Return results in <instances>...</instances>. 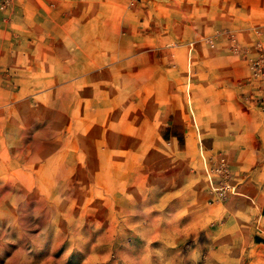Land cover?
<instances>
[{
    "label": "rangeland",
    "instance_id": "rangeland-1",
    "mask_svg": "<svg viewBox=\"0 0 264 264\" xmlns=\"http://www.w3.org/2000/svg\"><path fill=\"white\" fill-rule=\"evenodd\" d=\"M178 12L0 6V264H264V30Z\"/></svg>",
    "mask_w": 264,
    "mask_h": 264
},
{
    "label": "crops",
    "instance_id": "crops-1",
    "mask_svg": "<svg viewBox=\"0 0 264 264\" xmlns=\"http://www.w3.org/2000/svg\"><path fill=\"white\" fill-rule=\"evenodd\" d=\"M142 4L151 7L167 9L178 8L180 24H185L191 31L202 33H237L247 31L249 35H236L240 44L242 38L250 40V47H254L257 32L262 36L264 30V0H141ZM173 15V13H170ZM264 46V41L260 42ZM253 58V57H252ZM257 58V57H256ZM264 96V90L255 91L254 95ZM247 97V96H246ZM237 99V96L235 97ZM240 99V97L238 96ZM262 102V101H261ZM238 103V100H236ZM235 103V104H236ZM232 111H236L235 109ZM228 121V120H226ZM230 121V120H229ZM212 124H202L206 128L222 127H253L250 122L240 121L239 124H230L225 121H212ZM226 123V124H225ZM264 213V202L260 205ZM261 212V213H262Z\"/></svg>",
    "mask_w": 264,
    "mask_h": 264
},
{
    "label": "built area",
    "instance_id": "built-area-1",
    "mask_svg": "<svg viewBox=\"0 0 264 264\" xmlns=\"http://www.w3.org/2000/svg\"><path fill=\"white\" fill-rule=\"evenodd\" d=\"M16 0H0L1 9H8Z\"/></svg>",
    "mask_w": 264,
    "mask_h": 264
}]
</instances>
